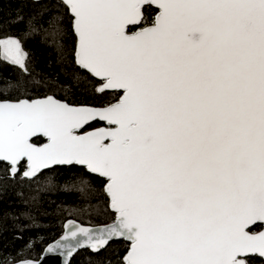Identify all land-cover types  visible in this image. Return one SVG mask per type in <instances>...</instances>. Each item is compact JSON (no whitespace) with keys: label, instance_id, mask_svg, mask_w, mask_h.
Listing matches in <instances>:
<instances>
[{"label":"snow or ice","instance_id":"6c2138e0","mask_svg":"<svg viewBox=\"0 0 264 264\" xmlns=\"http://www.w3.org/2000/svg\"><path fill=\"white\" fill-rule=\"evenodd\" d=\"M145 5L158 14L132 31ZM55 7L71 15L76 63L99 79L95 91L122 94L101 107L52 96L0 102V161L13 176L26 160L25 178L79 164L108 181L115 222L73 226L67 243L48 251L98 252L123 238L131 242L123 264L264 258V0H56ZM27 56L19 39L0 38V60L28 73ZM41 136L47 142L38 145Z\"/></svg>","mask_w":264,"mask_h":264},{"label":"trees","instance_id":"16d2710c","mask_svg":"<svg viewBox=\"0 0 264 264\" xmlns=\"http://www.w3.org/2000/svg\"><path fill=\"white\" fill-rule=\"evenodd\" d=\"M55 4L56 0H0V38L21 41L29 69L24 73L18 66L0 60V98L55 95L69 103L89 105L118 99L120 90L96 92L99 79L76 63L78 38L71 15L63 7L57 10ZM142 11L145 19L140 25L152 22L157 8L145 5ZM29 21L33 31H29ZM44 139L34 137L33 141ZM26 166V160L21 161L13 176L9 163L0 161V264L38 258L69 218L89 224L115 218L106 177L90 172L86 166L71 164L42 169L29 179L23 177ZM130 243L118 238L98 252L78 248L68 264H123ZM252 264H264V258L254 257Z\"/></svg>","mask_w":264,"mask_h":264},{"label":"water","instance_id":"95a60500","mask_svg":"<svg viewBox=\"0 0 264 264\" xmlns=\"http://www.w3.org/2000/svg\"><path fill=\"white\" fill-rule=\"evenodd\" d=\"M155 6V5H153ZM156 7V6H155ZM158 9L156 11V15L158 14ZM148 26H151V24L149 25H146L144 27H148ZM140 30V28H137L133 31H138ZM78 38V37H77ZM77 45H78V39H77ZM76 49H77V46H76ZM122 94V93H121ZM48 96H52L54 99L56 100H59L61 102H64V103H68L70 105H73V106H92V107H101V106H105L107 105L108 103L106 104H102V105H89V104H73V103H69L68 101L62 99V98H59L55 95H43V96H39V97H35V98H27V97H22V98H19V99H12V98H0V102H12V103H15V102H18L19 100H22V99H28V100H42V99H45L46 97ZM117 100V99H116ZM116 100L112 101V102H109V103H115ZM97 126H101V125H97ZM47 142V139L45 138L44 141L40 142V143H37L38 145L39 144H43V143H46ZM27 163V162H26ZM54 166V165H52ZM51 166V167H52ZM27 170V166L25 168L24 171ZM108 182V181H107ZM107 185V183H106ZM115 218H116V215H115ZM115 218L111 221H108V222H101V223H96V224H89V223H82L80 222L79 220H76L74 218H69L68 220H66V222L64 223V228H63V231L56 237L54 238L53 240H51L50 242H48L46 244V246L44 247L42 253L40 254V256L38 258H22V259H19V260H16V261H13V262H9L7 264H22V262L24 261H31L32 264H68L69 260L71 259V257L73 256V254L75 253V251L72 253L71 256H68L67 255V250L64 249V248H56L52 251H48V248L50 245H55L57 242H60L61 244L63 243H67V241H64L62 240V237L65 236L66 232H68L71 227L73 226H80V227H85V228H91V229H99V228H102V227H106L107 225H110L112 223L115 222ZM70 222H72V225L70 226ZM259 230H262L260 228H258L257 230L255 231H259ZM118 239V238H117ZM130 246H131V243H130ZM85 247H88V246H85ZM81 248V247H80ZM91 248V247H89ZM78 249V248H77ZM76 249V250H77ZM92 249V248H91ZM102 249V248H101ZM130 249V247H129ZM128 249V251H129ZM127 251V252H128ZM127 254V253H126ZM125 254V255H126Z\"/></svg>","mask_w":264,"mask_h":264},{"label":"built area","instance_id":"2783aa9c","mask_svg":"<svg viewBox=\"0 0 264 264\" xmlns=\"http://www.w3.org/2000/svg\"><path fill=\"white\" fill-rule=\"evenodd\" d=\"M155 16H156V14L154 15V19H155ZM154 19L152 20V22L154 21ZM152 22H150V23H148V24H145V25H142V26H138L137 28H141V27H143V26L149 25V24H151Z\"/></svg>","mask_w":264,"mask_h":264},{"label":"rangeland","instance_id":"374dc122","mask_svg":"<svg viewBox=\"0 0 264 264\" xmlns=\"http://www.w3.org/2000/svg\"><path fill=\"white\" fill-rule=\"evenodd\" d=\"M153 19H154V17H153ZM3 38H7V37H3ZM121 95V94H120Z\"/></svg>","mask_w":264,"mask_h":264},{"label":"flooded vegetation","instance_id":"af4514ba","mask_svg":"<svg viewBox=\"0 0 264 264\" xmlns=\"http://www.w3.org/2000/svg\"><path fill=\"white\" fill-rule=\"evenodd\" d=\"M44 140H45V139H44ZM44 140H43V141H44Z\"/></svg>","mask_w":264,"mask_h":264}]
</instances>
